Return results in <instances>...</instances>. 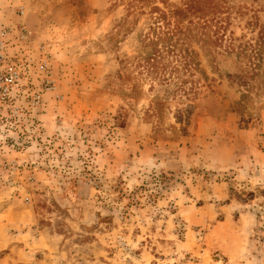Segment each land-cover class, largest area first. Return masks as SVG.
<instances>
[{
    "label": "rangeland",
    "instance_id": "1",
    "mask_svg": "<svg viewBox=\"0 0 264 264\" xmlns=\"http://www.w3.org/2000/svg\"><path fill=\"white\" fill-rule=\"evenodd\" d=\"M156 8L198 62L185 93L135 66ZM255 20L264 0H0V264H264V72L235 77Z\"/></svg>",
    "mask_w": 264,
    "mask_h": 264
},
{
    "label": "trees",
    "instance_id": "2",
    "mask_svg": "<svg viewBox=\"0 0 264 264\" xmlns=\"http://www.w3.org/2000/svg\"><path fill=\"white\" fill-rule=\"evenodd\" d=\"M154 10H156L155 14L158 15L154 17V23L158 24V27L153 29L150 35H144L140 53L135 58V66L138 73L145 75L149 80L150 89H153L155 81L161 85H168L177 81L178 86L173 93H185L183 84L186 81L179 79V74L185 75L186 73H173L172 71L178 70L176 68L177 64H182L183 68L189 69L193 63L196 68L198 62L195 60L192 51L176 47L180 39L179 35L182 34L181 31L178 28L169 29L165 14L158 8ZM255 28H257V31L253 44L248 45L247 48L244 46L246 49H241L238 53V55L244 54L249 67V73L235 76L238 79V84L244 87L247 86L248 79L258 75L260 71L264 72V24L255 20V23H252L251 30ZM222 38L220 37L218 40L221 41ZM229 50L232 51V47ZM170 56H174V58L169 60ZM241 98L242 100L248 99L249 95L243 93Z\"/></svg>",
    "mask_w": 264,
    "mask_h": 264
},
{
    "label": "built area",
    "instance_id": "3",
    "mask_svg": "<svg viewBox=\"0 0 264 264\" xmlns=\"http://www.w3.org/2000/svg\"><path fill=\"white\" fill-rule=\"evenodd\" d=\"M5 38H6V33L1 32L0 33V63H3L5 60H7L5 58V55L2 53L5 48ZM3 73H7L3 77L4 84L7 86H11L17 82L20 72L15 67H7L6 69H4Z\"/></svg>",
    "mask_w": 264,
    "mask_h": 264
},
{
    "label": "crops",
    "instance_id": "4",
    "mask_svg": "<svg viewBox=\"0 0 264 264\" xmlns=\"http://www.w3.org/2000/svg\"><path fill=\"white\" fill-rule=\"evenodd\" d=\"M21 255L25 258V255H27V252L25 251V249L22 250V254Z\"/></svg>",
    "mask_w": 264,
    "mask_h": 264
}]
</instances>
